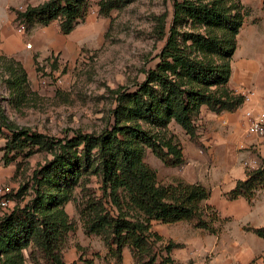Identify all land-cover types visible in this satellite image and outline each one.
Listing matches in <instances>:
<instances>
[{"label": "trees", "instance_id": "trees-1", "mask_svg": "<svg viewBox=\"0 0 264 264\" xmlns=\"http://www.w3.org/2000/svg\"><path fill=\"white\" fill-rule=\"evenodd\" d=\"M132 1L100 0L98 12L107 16ZM89 9L90 0H47L17 12V19L26 26L58 21L66 35ZM174 15L177 21L188 15L197 25L226 32L228 39L190 34L200 53L210 58L198 59L181 53L170 37L160 63L148 72L146 80L134 91L119 92L110 128L98 135L77 133L58 140L5 122V155L28 158L41 151L51 155V160L34 171L29 200L0 216V256L6 255L10 264H25L24 250L29 264H66L62 249L75 225L65 205L74 200L75 190L89 173L100 179L101 195L85 192L77 213L84 233L99 236L116 263L122 262L127 249L134 264H183L172 257L173 250L182 245L164 242L153 230L154 222L184 220L209 235L218 233L216 211L209 205L198 208L199 202L208 198V190L185 188L176 197L172 195L175 189L157 188L155 171L142 162V150H150L165 166H182L183 149L170 124L196 142L195 123L201 107L218 114L234 111L243 103V95L227 88L236 49L234 38L243 16L228 14L218 0L199 6L185 0L175 2ZM259 190H264V160L247 170L245 179L238 180L224 196L229 201L244 198L250 202ZM245 230L264 238V226ZM85 264L92 261L85 260Z\"/></svg>", "mask_w": 264, "mask_h": 264}, {"label": "rangeland", "instance_id": "rangeland-1", "mask_svg": "<svg viewBox=\"0 0 264 264\" xmlns=\"http://www.w3.org/2000/svg\"><path fill=\"white\" fill-rule=\"evenodd\" d=\"M45 1L0 0V188L9 190L11 200L0 216L29 200L34 171L51 160L45 151L28 158L5 155L6 123L58 140L77 133L98 135L114 123L119 92L134 91L146 80L148 72L160 63L170 37L181 53L198 59L210 58L200 53L189 39L190 34L228 39L226 32L197 25L188 15L175 20L174 3L184 0H134L107 16L98 12L100 0H90L87 15L66 35L60 31L58 21L47 26L19 22L17 12ZM185 1L199 6L214 0ZM218 1H222L228 14L242 15L244 26L258 25L264 16V0ZM21 24L22 34L17 32ZM234 40L237 47V35ZM170 130L178 137L183 152L187 150L188 136L173 123ZM142 151V162L155 171L157 188L175 189L172 195L179 196L185 188L202 186L210 196L209 188L203 184L209 182L215 166L205 148H197L194 162L185 159L179 167L165 166L150 150ZM252 159L256 166L264 160L259 155ZM245 169L247 172L251 168ZM100 186L96 175L86 174L74 192V200L65 205L68 218L75 225L62 249L66 264H85V260L92 264H134L127 249L122 262L116 263L99 236L83 231L76 209L79 198L85 192L100 196ZM22 187L26 188L17 197ZM255 194L251 204L229 208L232 212L223 217L219 236L209 237L184 220L171 224L154 222L153 230L164 242L171 240L182 245L173 250L172 257L183 264H264V238L244 230L252 223L243 216L248 213L258 220L264 208V190ZM205 200L199 202V209L205 206ZM22 254L25 264H29L28 252L24 250ZM0 264H10L6 255L0 256Z\"/></svg>", "mask_w": 264, "mask_h": 264}, {"label": "crops", "instance_id": "crops-1", "mask_svg": "<svg viewBox=\"0 0 264 264\" xmlns=\"http://www.w3.org/2000/svg\"><path fill=\"white\" fill-rule=\"evenodd\" d=\"M227 88L237 94L249 91L252 95L247 102L243 101L236 110L231 112L223 111L217 114L201 107L195 123L197 140L196 142L190 141L187 150L183 152L188 162H194L197 148L203 147L206 149L208 159L215 166L209 182L206 185L203 184L210 190V196L204 204L211 206L220 219L217 223L219 231L216 235H209L201 229L209 237L220 235L223 217L232 212L229 208L251 204L256 195L250 203L244 198L229 201L224 196L234 188L238 180L245 179V167H248L245 163L253 161L254 155H259L264 159V138L247 134V121L244 117L247 109L255 114L264 110L263 15L258 25H242L237 34V47L231 60V77ZM242 144L244 147L240 148ZM221 208L223 210L219 212ZM243 218L252 223V226H245V228H260L264 226V208L261 209V217H258V220L248 213ZM248 232L254 234L252 231Z\"/></svg>", "mask_w": 264, "mask_h": 264}, {"label": "built area", "instance_id": "built-area-1", "mask_svg": "<svg viewBox=\"0 0 264 264\" xmlns=\"http://www.w3.org/2000/svg\"><path fill=\"white\" fill-rule=\"evenodd\" d=\"M18 33H23L24 32V25L21 24L17 28ZM27 47H30V44L27 45ZM241 94V93H239ZM244 96V102H247L250 99V96L252 95L251 92H245L241 94ZM244 117L247 121V127H246V132L248 135H253L257 136L260 138H264V110L258 112V113H253L251 110L247 109L244 112ZM243 144L240 145V148H243ZM246 166H249V168H255L256 162L251 161L245 163ZM9 190L7 188L3 189L0 188V212L6 210L10 206V198L8 197Z\"/></svg>", "mask_w": 264, "mask_h": 264}]
</instances>
